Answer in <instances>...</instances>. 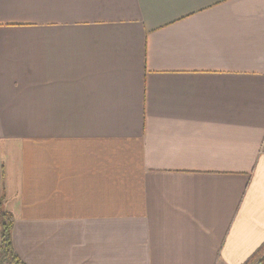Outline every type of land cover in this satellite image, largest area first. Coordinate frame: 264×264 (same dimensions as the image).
Returning a JSON list of instances; mask_svg holds the SVG:
<instances>
[{
	"label": "crops",
	"instance_id": "obj_1",
	"mask_svg": "<svg viewBox=\"0 0 264 264\" xmlns=\"http://www.w3.org/2000/svg\"><path fill=\"white\" fill-rule=\"evenodd\" d=\"M25 264H242L264 242V0H0V211Z\"/></svg>",
	"mask_w": 264,
	"mask_h": 264
},
{
	"label": "trees",
	"instance_id": "obj_2",
	"mask_svg": "<svg viewBox=\"0 0 264 264\" xmlns=\"http://www.w3.org/2000/svg\"><path fill=\"white\" fill-rule=\"evenodd\" d=\"M14 217L0 211V264H25L15 252L12 244ZM242 264H264V242Z\"/></svg>",
	"mask_w": 264,
	"mask_h": 264
}]
</instances>
